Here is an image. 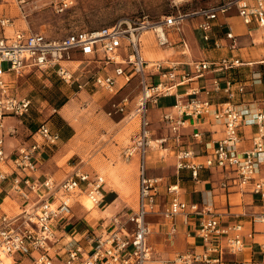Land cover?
<instances>
[{"label": "built area", "instance_id": "2783aa9c", "mask_svg": "<svg viewBox=\"0 0 264 264\" xmlns=\"http://www.w3.org/2000/svg\"><path fill=\"white\" fill-rule=\"evenodd\" d=\"M27 3V0H19ZM172 11L160 17L142 14L122 17L109 25L88 27L74 20L73 26L64 34L48 36L42 32L14 29L10 34L5 28L13 26L10 17L0 16V191L15 194L26 204L14 214L2 210L0 202V264H14L15 256L32 257L34 264H145L152 258L153 246L149 240L151 226L147 215L157 210L156 197L162 177L146 175L147 154L156 151L160 156H172L179 172L188 170L196 179L203 169H219L223 172L222 188L236 187L250 189L256 197L257 210L250 215L252 223H264V95L255 102L253 112L254 129L249 138L240 134L247 110H241L233 102L237 93H244L248 85L262 83L259 71H254L246 79L232 80L228 75L223 79L213 77L211 87L194 85L183 92H173V87L203 76L207 71H228L249 64L238 56H221L215 60L188 62L194 73L182 70L183 62L177 60L150 61L141 51L143 33L151 31L160 46L170 45L169 33L181 31L184 21L200 15L197 27L204 41H210L216 48L234 50L239 47L238 36L229 27L224 38L215 36V27H222L221 15L234 11L247 26L255 27L261 41L251 39L252 44L264 42V0H217L200 7H191L172 0ZM77 0H42L34 7L50 9L55 15L75 17ZM126 50L125 54L122 50ZM78 50L83 55H93L101 67L92 71L84 81L74 77L66 62L71 60V52ZM7 62L3 68L2 63ZM112 66V73H102ZM49 70L63 82L74 84L81 89L94 85L114 95L133 76L139 78L141 88L134 101L132 115L138 117V130L121 155L124 161L139 158V183L136 206L123 222L118 215L111 217L113 228H103L99 232L88 229L80 240H69L64 245V253L59 255L56 235L57 223L68 217L72 205L82 196L95 206L104 198L105 179L101 174L92 175L82 167L74 166L72 171L59 181L51 176L40 178L36 162V152L43 146H52L59 140V132L52 129L46 120L39 122L34 140L29 144H19L8 153L5 149V125L8 115L24 117L30 113L32 101L19 97L12 91L10 77L22 76L32 70ZM156 74L158 81L149 82L148 77ZM225 94L227 100L220 105L210 101L213 92ZM174 94V103L164 111L161 120L168 133L154 136L149 116L150 103H157L159 96ZM203 95V96H201ZM128 97L111 102L106 114H125ZM56 111V108L53 109ZM210 115L217 120L222 131L214 140L211 149L203 159L195 150L184 143L183 129L192 124L193 119ZM191 136L201 141L202 132L193 131ZM10 191V192H8ZM168 193L174 194L160 213L167 219L181 215L184 224L196 219L193 234L202 241L199 249L192 247L176 251L174 256L162 264H264V241L259 244L262 257L228 259L245 250V237L253 238V229L246 230L240 222H223L216 211L211 191L199 202L186 201L179 195V184H168ZM83 206L84 203H82ZM130 226H128V225ZM175 225L171 227L174 233ZM188 236L192 232L187 231ZM54 252V255L53 253ZM55 256V257H54ZM58 257L60 260H57ZM11 258V263L7 259Z\"/></svg>", "mask_w": 264, "mask_h": 264}, {"label": "crops", "instance_id": "0c3cea01", "mask_svg": "<svg viewBox=\"0 0 264 264\" xmlns=\"http://www.w3.org/2000/svg\"><path fill=\"white\" fill-rule=\"evenodd\" d=\"M199 1H195L196 3L193 7L206 6L217 0ZM41 2L42 0H27V3H25L26 7L28 4L33 3L30 9L35 11V21L25 18H21V20L17 18L19 19L17 21V19L10 15L8 17L13 21V26L5 28L4 32L10 34L12 30L20 29L24 31L32 30L42 32L48 36H58L64 34L73 26L74 21L68 16L60 17L55 15L50 9H44L38 6L34 7V3L39 5ZM175 2H182V4L191 7L193 5V0H175ZM172 5L173 3L171 2V7ZM7 15L8 13H5L4 16ZM200 19V15L187 18L182 25L181 31L172 30L169 33L171 44L166 46L158 45L151 31L143 33L140 41L143 56L150 61L168 59L181 61L183 62L181 65L182 70L194 73L192 66L188 62L205 59L215 60L224 55H233L250 62L249 64H243L238 69H233L240 73L239 77L241 79H246L252 72L257 71L258 65H254L264 62V47L256 48L251 42V39L261 41L255 27L244 25L234 11H230L226 15H221L220 21L224 25L222 27H215V36L223 39V42L227 41L224 38V32L229 27L238 36L239 47L234 50H228L224 47L216 48L213 44L214 37L208 42L202 39V33L197 27V22ZM77 22L81 23V21ZM82 23L85 24L84 22ZM126 52L125 49L122 50L123 54ZM256 57L259 59H255ZM66 64L72 71L74 77L81 82L86 80L92 71L98 70L101 67L94 60L93 55H83L78 50L71 52V60L67 61ZM112 68V66H108L106 70L100 71L102 73L106 71L112 73ZM226 76L227 71H207L203 76L173 87L172 91L183 92L189 86L194 85L211 87L213 77L223 79ZM148 80L149 82H155L159 80V77L153 74L148 77ZM97 88L89 84L78 90V92L85 91L94 98L95 92L93 91ZM114 95L110 94L109 98ZM262 95H264V82L248 85L244 93H237L233 99V102L239 109L247 110L244 124L240 129V134L247 139V144L254 129L253 112L255 102ZM209 98L216 106L227 100L225 94L219 91L213 92ZM128 99L129 103L126 108V113L119 114L113 120L112 126L117 131L113 135L114 142H111L112 146L110 144L111 154H103L104 160L98 162L96 166L92 164L93 158L88 159L84 165L82 164V169L92 175L96 173L103 175L105 179L103 185L104 198L99 205L90 209L86 206V202L84 203L85 206H83L82 199L84 196H82L79 201L73 203L71 214L58 221L56 235L59 240L56 246L61 248L58 250L59 255L64 253L63 247L69 240L81 239V243L86 246L87 243L82 236L88 229L99 232L103 228H113L111 224L112 216L118 215L121 221H127L128 214L136 206L140 173L139 158L135 156L130 161H124L121 155L122 149L131 142L138 130V117L131 114L134 107V98L128 97ZM174 100L175 96L171 94L168 96H159L156 104L150 103L148 110L154 136H161L168 133V129L162 122L161 116L174 103ZM8 116L5 117V125L12 132L9 134L6 131L4 136L6 139V151L10 153L17 145L22 143L29 144L34 140V132L41 119L34 118L31 116V113L24 117ZM63 120H65L63 115L59 109H56V112L53 113L51 124H48L52 129L59 132V140L55 145L49 147L42 145L36 152V162L40 178L51 176L55 181L61 180L68 173V170L59 166V160L69 154V152L80 157L85 152V146L80 141V130L77 128V125ZM193 131L202 132L201 141L191 136ZM221 131L222 126L217 120L208 114L203 115L202 117L193 119L192 124L183 129L184 143L195 150L198 158L203 159L206 151L211 149L214 140L220 135ZM146 175L160 176L162 177V182L156 197L157 210L147 215V221L151 226L149 240L153 246V255L145 264H162L171 259L176 251H183L192 247L199 249L202 244L201 239L193 234L196 219L193 218L190 220V223L184 224L181 215H177L174 219H167L159 212L165 204L171 201L174 194L168 193L166 187L168 184L174 183L179 184V195L186 201L199 202L203 195H209L208 191H211L216 211L223 217V222H240L246 230L253 229V238L245 237L244 239V252L235 257L225 252L226 258L237 260L242 258L261 259L262 253L260 252L259 244L264 241V223H252L250 221V213L259 208L255 200L256 197L251 193L250 189L240 191L236 187H230L228 189L222 188L221 180L224 176L223 172L219 169H203L199 172L198 177L194 179L188 170H181L179 172L176 170L174 157H162L156 151H150L147 154ZM0 202L2 210L9 214L16 213L12 211V207L5 209V206H8L5 198L0 199ZM25 204V202L20 200L18 206L21 208ZM173 224L176 227L174 233L171 232ZM187 231L192 232V235L188 236L186 234ZM52 253L54 255V252ZM56 259L60 260L58 257ZM13 261L15 262L14 264H24L23 261L26 264H34L30 256L22 257L17 255L13 258Z\"/></svg>", "mask_w": 264, "mask_h": 264}, {"label": "rangeland", "instance_id": "374dc122", "mask_svg": "<svg viewBox=\"0 0 264 264\" xmlns=\"http://www.w3.org/2000/svg\"><path fill=\"white\" fill-rule=\"evenodd\" d=\"M195 1L197 2V0H193L192 7L195 6ZM205 1L207 0L199 2ZM171 2L172 0H77L73 21L84 22L92 28L109 25L122 17H134L142 14H148L149 17H160L172 11ZM28 5L26 7L25 3H20L19 0H0V16L8 13L7 17L11 15L15 19L25 18L35 21V11L30 9L33 3ZM253 45L256 48L264 47V42H257ZM2 66L6 68L7 62H3ZM11 86L13 93L17 96L31 99L30 113L34 118H40L41 121L46 120L51 124L53 113L56 112L53 109L56 108L59 109L65 120L77 125L85 152L81 157L69 152L59 160V166L68 170L66 175L72 171L75 165L82 167V164L87 163L88 159L93 158L92 164L96 166L98 162L104 160L103 154H111L110 144L112 146L113 135L117 131L112 125L114 118L119 114L110 117L106 112L110 109L111 102H117L124 96L133 97L135 101L141 88L139 78L133 76L113 97L109 98V93L97 88L94 89L95 94L92 98L85 91L78 92L80 89L74 84L58 79L53 72L37 69H32L22 76H12ZM10 116L12 115L8 117ZM0 193V199L5 198L8 204L5 209L12 207L13 212L20 210L18 206L20 199L15 194L8 195L5 191H0ZM82 200L83 203L86 202V206L89 205L86 197H83ZM23 263L26 264L25 261Z\"/></svg>", "mask_w": 264, "mask_h": 264}, {"label": "trees", "instance_id": "16d2710c", "mask_svg": "<svg viewBox=\"0 0 264 264\" xmlns=\"http://www.w3.org/2000/svg\"><path fill=\"white\" fill-rule=\"evenodd\" d=\"M257 71H259V72L261 73V76H262V82H264V62L258 64ZM239 74H240V73H239L238 71L233 70V69L227 71V75H228L232 80L240 79Z\"/></svg>", "mask_w": 264, "mask_h": 264}, {"label": "bare ground", "instance_id": "6f19581e", "mask_svg": "<svg viewBox=\"0 0 264 264\" xmlns=\"http://www.w3.org/2000/svg\"><path fill=\"white\" fill-rule=\"evenodd\" d=\"M86 199H87V201L89 203V205L87 207L90 208V209L94 208L95 205L88 198H86ZM10 262H11V258H8L7 259V263H10Z\"/></svg>", "mask_w": 264, "mask_h": 264}]
</instances>
